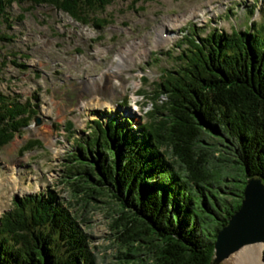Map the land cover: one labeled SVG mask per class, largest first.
<instances>
[{"label": "trees", "instance_id": "trees-1", "mask_svg": "<svg viewBox=\"0 0 264 264\" xmlns=\"http://www.w3.org/2000/svg\"><path fill=\"white\" fill-rule=\"evenodd\" d=\"M33 1L78 19L97 6ZM219 31L190 39L179 68L157 83L142 125L124 118L107 130L93 120L75 137L61 175L66 195L49 189L14 199L0 214V264H100L83 222L86 211L106 207L122 264H213L247 182L264 179V18L218 40ZM9 99L0 93L3 144L30 119L26 112L36 113Z\"/></svg>", "mask_w": 264, "mask_h": 264}, {"label": "rangeland", "instance_id": "rangeland-1", "mask_svg": "<svg viewBox=\"0 0 264 264\" xmlns=\"http://www.w3.org/2000/svg\"><path fill=\"white\" fill-rule=\"evenodd\" d=\"M255 2L258 8L251 14ZM4 6L12 18L3 20L0 11V92L23 100L38 93L41 121L32 120L0 147V211L12 204L15 194L27 191L54 188L66 195L60 177L72 127L84 134L95 111L127 116L135 111L133 123L140 125L162 70L178 63V43L187 27L202 32L225 24L228 30L237 19L245 20V10L252 19L260 18L264 0H112L94 14L106 17L103 26L80 23L48 3L0 1V8ZM22 14L25 18L19 19ZM166 22L175 24L165 28ZM131 44L127 61L121 62L120 50ZM123 100L128 103L119 104ZM35 139L40 144L27 149ZM106 210L86 211L90 221L83 226L92 234L100 264H122ZM213 264H234V259Z\"/></svg>", "mask_w": 264, "mask_h": 264}, {"label": "water", "instance_id": "water-1", "mask_svg": "<svg viewBox=\"0 0 264 264\" xmlns=\"http://www.w3.org/2000/svg\"><path fill=\"white\" fill-rule=\"evenodd\" d=\"M254 242L264 243V179L260 175L250 177L242 206L220 230L213 262L230 258L242 246Z\"/></svg>", "mask_w": 264, "mask_h": 264}, {"label": "bare ground", "instance_id": "bare-ground-1", "mask_svg": "<svg viewBox=\"0 0 264 264\" xmlns=\"http://www.w3.org/2000/svg\"><path fill=\"white\" fill-rule=\"evenodd\" d=\"M174 24L175 23L171 24L170 22H166L165 28H167V26L171 28V26H173ZM221 27H222L221 33L219 31L220 34H219L218 40L220 38H223V36L227 33V28H226L225 24ZM162 35L166 36L165 31H163ZM128 47L120 50L121 62L127 61L128 54L131 50H133L134 45L131 44ZM178 60L180 61V58H178ZM109 75L113 76L114 74L110 73ZM101 106H102V104H101ZM106 106L113 107V104L110 103V105H109L108 103H103V107H106ZM134 114H136L135 111L132 112L133 116H134ZM133 116H129V120L134 125L133 122L136 120V118L133 119ZM142 130L146 131L145 128H143ZM113 238H114L115 244H117L118 247L122 248V244L118 240H116L115 237H113ZM263 254H264V243L254 242V243H249L245 246H242L239 250H237L234 254H232L230 258L234 259V264H264Z\"/></svg>", "mask_w": 264, "mask_h": 264}]
</instances>
